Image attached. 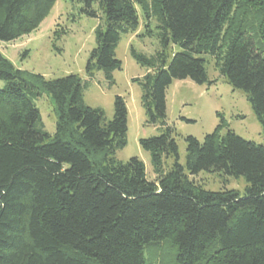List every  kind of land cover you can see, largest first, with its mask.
Returning a JSON list of instances; mask_svg holds the SVG:
<instances>
[{"label":"trees","instance_id":"1","mask_svg":"<svg viewBox=\"0 0 264 264\" xmlns=\"http://www.w3.org/2000/svg\"><path fill=\"white\" fill-rule=\"evenodd\" d=\"M56 1L0 0V40L37 30ZM77 1L87 16L104 14L86 78H47L0 51V264H146V248L165 240L179 264H264V144L229 127L222 132L221 116L203 140L185 137L184 165L167 122L169 86L187 78L212 85V58L246 94L264 133V0ZM140 11L142 35L160 43L152 55L131 47L147 67L133 81L141 86L147 122L159 129L140 139L154 180L139 157H116L127 144L125 98L115 96L111 119L84 99L97 72L114 82L113 72L122 69L117 47L139 29ZM173 44L180 50L170 51ZM44 94L57 117L53 134L36 104ZM201 171L243 176L244 193L206 189L193 178Z\"/></svg>","mask_w":264,"mask_h":264},{"label":"rangeland","instance_id":"2","mask_svg":"<svg viewBox=\"0 0 264 264\" xmlns=\"http://www.w3.org/2000/svg\"><path fill=\"white\" fill-rule=\"evenodd\" d=\"M81 6L77 0H57L37 30L15 41L0 40V51L16 67L40 73L47 78L71 73L86 78L87 60L96 46L95 29L104 22V14L99 11L97 17L87 16L80 12ZM140 14L139 29L135 33L123 35L117 47L116 55L122 61V69L113 72L114 82L111 83L104 72H97L84 92V99L90 106L103 108L106 117L111 119L115 96L125 98L128 107L127 144L117 151L116 157L121 161L139 157L145 163L148 178L154 180L157 174L151 154L141 146L140 139L159 134V129L157 125L147 122L141 101V86L133 81V78L144 76L147 67L133 58L131 47L152 55L160 48V43L156 35H142L146 27L141 11ZM156 23L153 20V28ZM170 49L176 52L180 47L173 44ZM207 68L209 77L215 80L212 85L198 84L190 78L175 79L167 89V122L175 128L180 162L184 165L185 137L193 135L203 140L207 133L215 130L221 116L227 121L222 132L229 127L246 139L264 144L261 124L246 94L225 80L212 58H208ZM4 84L5 81L0 80V88ZM36 104L40 108L45 129L53 134L57 117L50 97L44 94L36 100ZM172 163V158L167 159L165 167L168 168ZM193 178L210 190L228 188L244 193L247 185L243 176L235 177L221 172L201 171ZM175 251L169 240L162 241L158 247H147L146 264H179Z\"/></svg>","mask_w":264,"mask_h":264}]
</instances>
